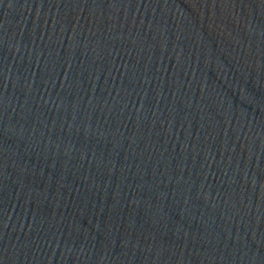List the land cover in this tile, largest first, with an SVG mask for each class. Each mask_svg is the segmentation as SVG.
Segmentation results:
<instances>
[{
    "label": "water",
    "instance_id": "water-1",
    "mask_svg": "<svg viewBox=\"0 0 264 264\" xmlns=\"http://www.w3.org/2000/svg\"><path fill=\"white\" fill-rule=\"evenodd\" d=\"M0 264H264V0H0Z\"/></svg>",
    "mask_w": 264,
    "mask_h": 264
}]
</instances>
